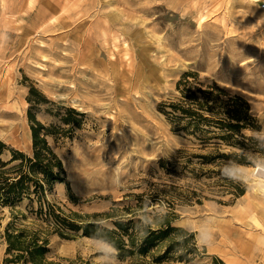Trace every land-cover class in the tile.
I'll list each match as a JSON object with an SVG mask.
<instances>
[{"label": "rangeland", "instance_id": "1", "mask_svg": "<svg viewBox=\"0 0 264 264\" xmlns=\"http://www.w3.org/2000/svg\"><path fill=\"white\" fill-rule=\"evenodd\" d=\"M260 2L0 0V140L30 156L28 112L49 129L64 181L46 201L77 224L94 214L114 222L141 195L146 204L135 217L163 201L171 226L190 232L210 214L215 220L212 246L198 248L193 240L196 253L169 264H264V197L232 182L244 188L235 197L219 177L192 179L182 171L178 151L191 142L161 112L178 96L181 76L195 72L244 98L255 129L264 123ZM253 130L242 134L253 137ZM258 145L256 159L264 153ZM27 204L15 206L25 216L16 226L32 219ZM11 214L0 207V264H13L1 238ZM48 239V260L95 264L88 238Z\"/></svg>", "mask_w": 264, "mask_h": 264}, {"label": "trees", "instance_id": "2", "mask_svg": "<svg viewBox=\"0 0 264 264\" xmlns=\"http://www.w3.org/2000/svg\"><path fill=\"white\" fill-rule=\"evenodd\" d=\"M176 91L178 96L174 100L161 105V112L168 118L173 131L182 132L191 142L190 149L178 151L176 163L192 179L219 177V182L226 187L233 186L231 181L221 176V165L230 159L255 160V149L262 151L255 148L257 140L242 134L244 130L256 128L247 101L214 83L201 82L195 72L184 73L176 84ZM70 112L74 113V110ZM28 122L32 141L30 156L8 148L0 140V207H8L12 211V219L1 235L8 256L5 261L13 264H61L46 258L49 236L55 234L63 239H72L80 234L89 238L95 228L92 221L77 224L63 215L57 206L46 201V194L54 184L64 181V169L46 140L49 129L36 121L30 112ZM258 144L264 146V142ZM5 153L10 154L8 160L2 159ZM164 163L161 160L160 167L163 168ZM170 166L174 168L172 164ZM243 193L244 188L233 186L235 197ZM135 197L134 207L123 208V212L131 214V219L120 222L121 217H118L113 222V230L107 233L119 249V259L130 264L188 261L187 252L197 251L193 237L187 235L181 244L176 237L182 234L183 228L171 226L166 219L142 241L137 240L133 231L137 222L134 215L136 210L144 209L146 199L141 195ZM24 200L28 202L26 209L32 219L16 226L18 215L25 216L15 206ZM116 211L117 208H111V216ZM67 263L89 264L80 258Z\"/></svg>", "mask_w": 264, "mask_h": 264}, {"label": "clouds", "instance_id": "3", "mask_svg": "<svg viewBox=\"0 0 264 264\" xmlns=\"http://www.w3.org/2000/svg\"><path fill=\"white\" fill-rule=\"evenodd\" d=\"M253 131L255 135L251 138L257 140L258 143L264 142V123H260V126ZM220 173L228 181L241 184L249 191L264 197V153L259 159L246 162L239 159L227 160L221 165ZM150 207H152V212L140 211L136 214L137 222L134 224L133 231L138 241L146 238L150 231L157 230L169 214L168 206L163 201L155 204L151 202ZM129 219L131 216L125 213L119 221L127 222ZM92 224L95 232L88 238V241L95 257V264H123L119 259V249L107 235L113 230V221L108 217L99 216L92 220ZM187 235L193 237L198 248L212 246L215 239V220L212 215L210 214L190 232L188 229H183L182 234L176 239L182 244Z\"/></svg>", "mask_w": 264, "mask_h": 264}, {"label": "built area", "instance_id": "4", "mask_svg": "<svg viewBox=\"0 0 264 264\" xmlns=\"http://www.w3.org/2000/svg\"><path fill=\"white\" fill-rule=\"evenodd\" d=\"M259 9L261 10L262 13H264V2L259 3Z\"/></svg>", "mask_w": 264, "mask_h": 264}, {"label": "crops", "instance_id": "5", "mask_svg": "<svg viewBox=\"0 0 264 264\" xmlns=\"http://www.w3.org/2000/svg\"><path fill=\"white\" fill-rule=\"evenodd\" d=\"M258 1L264 2V0H255V2H258Z\"/></svg>", "mask_w": 264, "mask_h": 264}]
</instances>
